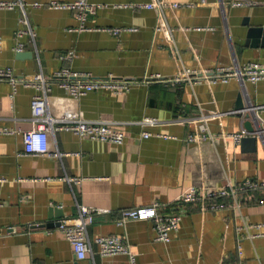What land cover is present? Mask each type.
<instances>
[{
	"label": "crops",
	"instance_id": "crops-1",
	"mask_svg": "<svg viewBox=\"0 0 264 264\" xmlns=\"http://www.w3.org/2000/svg\"><path fill=\"white\" fill-rule=\"evenodd\" d=\"M16 1L23 2L24 9L20 4L0 7V68L10 66L18 78H25L37 72L50 76L66 66L94 77L113 74L134 82L124 91L92 90L72 99L65 98L53 80L49 102L54 117L70 113L107 121L123 130L125 138L115 144L56 131L51 146L63 155L52 157L18 154L23 132L32 128L35 90L22 83L13 90L9 81L0 79V129L14 131L0 132V264H76L70 243L56 226L34 225L61 219L54 216L55 210L73 216L78 205L94 212L88 237H123L137 264H264V226L249 233L236 231L242 223L264 222V203L257 202L260 191L242 195L240 207L226 198L228 206L215 210L177 200L191 185L203 191L248 177L264 180V138L256 135L253 149L230 135L243 127L244 117L235 110L239 93L244 104L255 108V123L264 126V79L167 81L184 67L264 63V6L221 9L217 0H164L161 19L155 8L122 5L153 0H87L94 5L85 20L90 29L78 30L73 9L47 5L73 0ZM35 1L42 5H32ZM174 2L179 6H171ZM23 10L34 37L20 38L21 51L31 55L17 56L14 34L22 26ZM115 26L136 29L119 35L101 29ZM251 29H259L258 35L251 36ZM69 50L73 58L61 59ZM201 115L209 117L214 141L187 139ZM144 118L156 122L144 125ZM144 130L152 135L142 137ZM155 202L162 203V212L180 215L178 230L170 233L168 242L155 239L149 219L121 222L122 209ZM87 257L95 264H130L125 253Z\"/></svg>",
	"mask_w": 264,
	"mask_h": 264
},
{
	"label": "built area",
	"instance_id": "built-area-1",
	"mask_svg": "<svg viewBox=\"0 0 264 264\" xmlns=\"http://www.w3.org/2000/svg\"><path fill=\"white\" fill-rule=\"evenodd\" d=\"M207 0H200V3H205ZM221 9L227 6H245V5H263L264 0H217ZM21 5L24 9V3L20 1H0L1 8L12 9L16 5ZM34 6H40L42 3L35 1ZM50 7L68 8L75 11V15L79 20L78 30L90 29L85 26L87 14L92 12L94 5L87 0H73L70 2L50 1L47 3ZM123 6L146 7L155 8L161 19H164V8L167 3L164 0H153L146 3H124ZM191 4H189L190 6ZM171 6H179V3H171ZM21 27L17 28L14 34L15 45L14 50L21 51L24 43L20 38L24 34L34 37V31L30 27L28 18L23 10L22 16L19 19ZM110 32L113 35H119L122 31L135 30L134 26H115L101 28ZM157 30L160 26L156 27ZM169 31L171 30L168 28ZM74 56L73 50L66 51L60 55L61 59L70 60ZM158 76V75H157ZM230 77H235L240 82L255 83L264 79V63L248 62L239 63L233 61L228 66L218 67L216 69H201L195 70L184 67L180 73L167 78V81L179 82L188 81L195 83L198 81H226ZM159 78V77H158ZM0 79H5L12 84L13 90L16 89L17 83H22L25 86L34 88L35 92L32 96L31 107V121L32 128L23 132L22 134V149L19 155H50L52 157H61L63 153L57 148H52L51 140L55 137L56 131L64 130L75 133L80 138H88L97 141H107L115 144H121L124 141L125 133L123 130L113 127L107 121H89L83 119L77 114L66 113L62 116L54 117L50 111V95L51 85L53 80L57 86L60 87L65 98L76 99L92 90H108L112 92H120L127 90L133 79L117 77L113 74H108L105 77H94L90 73L84 71L73 70L70 67L63 66L52 75L48 76L42 72L34 73L25 78H18L10 66L0 68ZM161 80H164L161 78ZM214 117V115H211ZM209 117L201 115L198 121V128L196 131L187 135L189 141L209 140L214 141L215 135L210 131L208 124ZM144 125H153L156 120L153 118H144ZM263 125V124H262ZM0 132L13 133L12 129H0ZM247 130L242 127L239 131L231 133V137L235 141L248 135ZM152 133L148 130L141 132L142 137H148ZM156 135L170 138L174 135L164 133H156ZM69 181L79 182L77 177L68 178ZM260 191L257 202L264 203V180L255 178H244L236 183H229L226 187L212 190H199L197 187L191 185L183 189L177 200L180 203H196L201 209L215 210L228 206L226 198L232 200V206L240 207L242 205V195L249 194L253 191ZM1 204V196H0ZM162 203L155 202L149 205L136 206L122 209L121 222L127 219H149L152 221V227L155 233V239L162 242L170 240V233L178 230L180 215L175 212H162L159 210ZM94 222V212L86 205H78L77 214L73 216H65L60 219L57 230L65 237L71 245L76 264H95L93 260H88V253H97L100 255H112L116 253H125L129 257L130 264H137L135 255L132 252L128 242L121 236L115 234L98 235L90 239L88 237V229ZM264 226L262 223L247 224L242 223L236 227L239 233L242 229L250 232V228L259 229ZM253 235V233H252ZM250 234V236H252ZM238 255L241 254V248L237 245ZM238 264H243L239 261Z\"/></svg>",
	"mask_w": 264,
	"mask_h": 264
},
{
	"label": "water",
	"instance_id": "water-1",
	"mask_svg": "<svg viewBox=\"0 0 264 264\" xmlns=\"http://www.w3.org/2000/svg\"><path fill=\"white\" fill-rule=\"evenodd\" d=\"M249 33L251 36L258 35L259 29L258 30L251 29ZM27 54L31 55V52H29V51H17L16 52L17 56H22V55H27ZM242 99H243L242 93H239L237 96L235 110H239L238 114H241L244 117L243 127L247 130V132L249 134L246 136H243L240 139V144H242V146L252 145V148L254 149V144L256 141V135L259 136L260 139L264 138V126L262 124L257 125L255 123V119L257 118L255 108H253V106L251 104H249L248 102L244 104ZM49 214H50L49 218H52L51 212H49ZM54 216L61 218V217H63V213L62 212L58 213L55 210ZM59 223H60V219H57L55 221L42 222V223H39L38 225L36 224L34 226H37V227H55V226H58Z\"/></svg>",
	"mask_w": 264,
	"mask_h": 264
}]
</instances>
